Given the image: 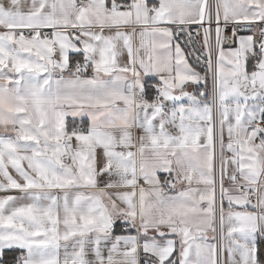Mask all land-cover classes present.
I'll list each match as a JSON object with an SVG mask.
<instances>
[{
  "label": "snow or ice",
  "instance_id": "snow-or-ice-1",
  "mask_svg": "<svg viewBox=\"0 0 264 264\" xmlns=\"http://www.w3.org/2000/svg\"><path fill=\"white\" fill-rule=\"evenodd\" d=\"M0 264H264V0H0Z\"/></svg>",
  "mask_w": 264,
  "mask_h": 264
},
{
  "label": "crops",
  "instance_id": "crops-1",
  "mask_svg": "<svg viewBox=\"0 0 264 264\" xmlns=\"http://www.w3.org/2000/svg\"><path fill=\"white\" fill-rule=\"evenodd\" d=\"M189 91H194V86L189 87Z\"/></svg>",
  "mask_w": 264,
  "mask_h": 264
},
{
  "label": "built area",
  "instance_id": "built-area-1",
  "mask_svg": "<svg viewBox=\"0 0 264 264\" xmlns=\"http://www.w3.org/2000/svg\"><path fill=\"white\" fill-rule=\"evenodd\" d=\"M200 41H201V43H202V41H203V37H202V36L200 37Z\"/></svg>",
  "mask_w": 264,
  "mask_h": 264
}]
</instances>
